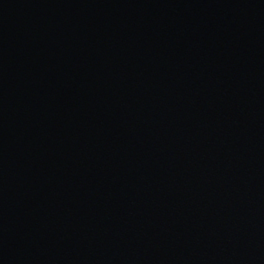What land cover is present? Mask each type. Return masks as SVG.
<instances>
[{"label": "water", "instance_id": "water-1", "mask_svg": "<svg viewBox=\"0 0 264 264\" xmlns=\"http://www.w3.org/2000/svg\"><path fill=\"white\" fill-rule=\"evenodd\" d=\"M0 264H264V0H0Z\"/></svg>", "mask_w": 264, "mask_h": 264}]
</instances>
